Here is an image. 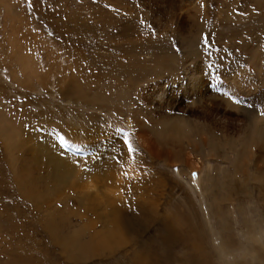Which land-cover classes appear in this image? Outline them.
<instances>
[{
	"label": "rangeland",
	"instance_id": "rangeland-1",
	"mask_svg": "<svg viewBox=\"0 0 264 264\" xmlns=\"http://www.w3.org/2000/svg\"><path fill=\"white\" fill-rule=\"evenodd\" d=\"M260 124L264 0H0V264H264Z\"/></svg>",
	"mask_w": 264,
	"mask_h": 264
},
{
	"label": "bare ground",
	"instance_id": "bare-ground-1",
	"mask_svg": "<svg viewBox=\"0 0 264 264\" xmlns=\"http://www.w3.org/2000/svg\"><path fill=\"white\" fill-rule=\"evenodd\" d=\"M163 120H165V119H163ZM175 121V120H174ZM178 121V120H177ZM165 122V121H164ZM176 124V122H167V124L165 125V127L162 129L163 131H167V133H169L168 131H170V129H173V130H175V125ZM255 126V125H254ZM2 127V126H1ZM252 127V126H251ZM253 128V127H252ZM253 141L255 142V143H257L259 146H261L262 148H264V124H260V126H255L253 129ZM179 132H180V130H178ZM173 132V131H172ZM175 134V133H174ZM174 134L172 133V135L171 136H174ZM183 134V133H182ZM160 135V134H159ZM165 135H166V132H165ZM164 135V136H165ZM177 135V134H176ZM169 137H170V134L168 135ZM176 137V136H175ZM180 137H181V135H180ZM164 138V137H163ZM171 138V137H170ZM177 138H179V137H177ZM182 138V137H181ZM160 139V138H159ZM180 139V138H179ZM24 142V141H23ZM161 142V141H160ZM164 142H166V141H164ZM177 142V141H176ZM28 141L26 142V145H25V147L23 148V150H25L26 152H27V150H28V154H30V159H28V161L26 160L25 162H24V164H23V166H22V164L21 165H19L22 169H23V171H25L26 173H27V175H31V176H33L34 174H33V171L34 170H37V169H44V168H46V167H49V166H53L54 167V169H55V172H54V175H53V181H54V184H55V186L56 187H60L61 185H67L68 186V184H69V176L67 175V174H62V173H59V172H57L56 170H57V168H59V166H60V161H58V162H53L50 158H48V160H47V162L45 163L44 161H43V158H42V156H41V154H40V152H39V150L38 149H36V148H34V146H31V149H30V147L28 146ZM166 143H168V142H166ZM175 143V142H174ZM171 144V143H170ZM176 144H181V142L179 143H176ZM264 150V149H263ZM58 160V159H57ZM65 162V161H64ZM13 163V162H12ZM14 164V163H13ZM67 165V164H66ZM16 167V166H15ZM15 167H13V168H15ZM68 168H69V166H68ZM16 169V168H15ZM14 169V170H15ZM70 170V169H69ZM16 171V170H15ZM21 171V170H20ZM64 171V170H63ZM69 172V171H68ZM24 174V173H23ZM23 177H25V174L24 175H21V178H23ZM95 177V176H94ZM23 180V179H22ZM100 179L98 178V181H99ZM53 184V183H52ZM96 185V184H95ZM22 186H24L25 188H26V190L27 191H29V193L30 194H32V192L34 193V194H36V192L35 191H37V196H39V194H41L42 193V191L41 190H37L36 189V185H35V183L34 182H32L31 180H24V182H23V185ZM95 187V186H94ZM25 190V189H24ZM64 190V189H63ZM90 190V189H89ZM54 191L56 192L57 190L56 189H54ZM88 191V190H87ZM86 191V192H87ZM91 191V190H90ZM23 192V191H22ZM54 192V193H55ZM61 191H59V193H60ZM107 192V191H106ZM28 193V192H27ZM81 193V192H80ZM83 193V192H82ZM23 194V193H22ZM33 194V195H34ZM44 194V193H43ZM92 194V193H91ZM96 194V193H95ZM45 195H47L46 197H48V193H46ZM58 195V194H57ZM91 196V195H90ZM29 197V196H28ZM50 197V196H49ZM61 197V196H60ZM83 197V196H82ZM87 197V196H86ZM92 197V196H91ZM93 198V197H92ZM101 198V197H100ZM108 198V197H107ZM84 199V198H83ZM87 199V198H86ZM48 200V199H47ZM50 201V200H49ZM84 201V200H83ZM110 201V200H109ZM95 202V201H94ZM99 203V202H98ZM89 204V203H88ZM103 204H104V202H103ZM106 204V203H105ZM52 206V205H51ZM91 206V205H90ZM96 206H97V204H96ZM103 206V205H102ZM64 208V207H63ZM57 211V210H56ZM58 213V212H57ZM56 213V214H57ZM119 214V213H118ZM59 215V214H58ZM99 215V214H98ZM139 215H132V216H129L130 218H129V221H128V223H127V220L126 219H124L125 220V224H126V226H127V228L130 230V231H133L134 232V234H135V236H137L138 235V230L135 228V226H136V224H138V223H140V216L138 217ZM62 217H63V215H62ZM67 218L68 219H70L69 217H67L66 216V220L64 221V223H63V225L62 226H59V227H57L56 229H54V234L56 235H58L61 231H63V233L65 232V230H66V228H67V225H68V223H69V220H67ZM56 219V218H55ZM156 220L158 219V218H155ZM48 220H50V219H48ZM51 221V220H50ZM62 221V220H61ZM144 221V220H143ZM57 222H58V220H57ZM58 224V223H57ZM143 225V224H142ZM122 226V225H121ZM165 226H167V227H170L168 224L166 225L165 224ZM53 227V226H52ZM51 228V227H50ZM140 231V230H139ZM66 233V232H65ZM78 234V233H77ZM62 235V234H61ZM84 235V234H83ZM60 236V235H59ZM95 238V237H94ZM81 240H82V237H81V235H74L73 237H69V236H66V237H64V241H63V246L67 249V250H69L70 249V247H72V245H75V246H77V247H79V246H81V244H79L80 242H81ZM113 240V239H112ZM119 243V242H118ZM99 245V244H98ZM100 246V248H101V245H99ZM98 246V247H99ZM83 247V246H82ZM93 248V247H92ZM73 254V253H72ZM83 254V253H82ZM81 254V255H82ZM92 255V254H91ZM70 257H71V255H70ZM21 258V257H20ZM139 259V258H138ZM141 259V258H140ZM147 259V258H146ZM19 261H21V260H19ZM141 261V260H140ZM18 263V262H17ZM32 264V263H31ZM137 264H143L142 262H139V263H137Z\"/></svg>",
	"mask_w": 264,
	"mask_h": 264
},
{
	"label": "snow or ice",
	"instance_id": "snow-or-ice-1",
	"mask_svg": "<svg viewBox=\"0 0 264 264\" xmlns=\"http://www.w3.org/2000/svg\"><path fill=\"white\" fill-rule=\"evenodd\" d=\"M207 38H205V47H208ZM210 55V53H209ZM129 151H132L131 146H129ZM195 176V174H193Z\"/></svg>",
	"mask_w": 264,
	"mask_h": 264
}]
</instances>
